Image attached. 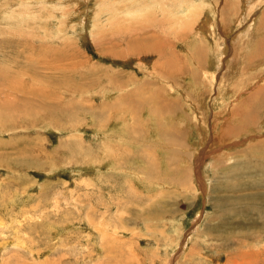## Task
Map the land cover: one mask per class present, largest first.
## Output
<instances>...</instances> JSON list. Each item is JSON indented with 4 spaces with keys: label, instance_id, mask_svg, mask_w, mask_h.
Masks as SVG:
<instances>
[{
    "label": "rangeland",
    "instance_id": "374dc122",
    "mask_svg": "<svg viewBox=\"0 0 264 264\" xmlns=\"http://www.w3.org/2000/svg\"><path fill=\"white\" fill-rule=\"evenodd\" d=\"M0 264H264V0H0Z\"/></svg>",
    "mask_w": 264,
    "mask_h": 264
},
{
    "label": "bare ground",
    "instance_id": "6f19581e",
    "mask_svg": "<svg viewBox=\"0 0 264 264\" xmlns=\"http://www.w3.org/2000/svg\"><path fill=\"white\" fill-rule=\"evenodd\" d=\"M131 30H133V29H131ZM229 118V117H228ZM206 167V166H205Z\"/></svg>",
    "mask_w": 264,
    "mask_h": 264
}]
</instances>
